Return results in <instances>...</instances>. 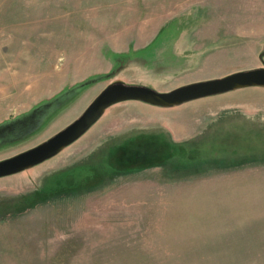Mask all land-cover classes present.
<instances>
[{
  "label": "rangeland",
  "instance_id": "obj_1",
  "mask_svg": "<svg viewBox=\"0 0 264 264\" xmlns=\"http://www.w3.org/2000/svg\"><path fill=\"white\" fill-rule=\"evenodd\" d=\"M0 51L1 160L112 84L264 68V0H0ZM143 102L0 176V264H264V86Z\"/></svg>",
  "mask_w": 264,
  "mask_h": 264
},
{
  "label": "water",
  "instance_id": "obj_2",
  "mask_svg": "<svg viewBox=\"0 0 264 264\" xmlns=\"http://www.w3.org/2000/svg\"><path fill=\"white\" fill-rule=\"evenodd\" d=\"M247 86H264V68L232 72L221 77L183 84L168 91L145 86L112 84L105 88L70 124L27 150L0 160V176L29 168L56 154L78 138L109 105L124 100H140L158 106H174L185 101Z\"/></svg>",
  "mask_w": 264,
  "mask_h": 264
},
{
  "label": "crops",
  "instance_id": "obj_3",
  "mask_svg": "<svg viewBox=\"0 0 264 264\" xmlns=\"http://www.w3.org/2000/svg\"><path fill=\"white\" fill-rule=\"evenodd\" d=\"M1 52V51H0ZM227 92V91H226ZM223 93V92H222ZM219 94V93H218ZM0 96H5V95H0ZM211 96V95H210ZM205 97H207V96H204V97H200V98H205ZM28 98L30 99V101H29V103L31 102V99H32V90H30V92H29V95H28V93H26L23 97H22V102H27L28 101ZM1 99V103L2 104H5V102H6V99H5V97H2V98H0ZM195 99H197V98H195ZM125 101H129V100H124V101H119V102H116V103H114V104H111V105H109L107 108H105V110L103 111V113L101 114V116H103V114H105L106 112H108V110H109V108H111V107H113V109H111L112 111H109V113L110 112H112V113H115V112H117L121 107H119L118 106V104H120L121 102H125ZM144 103V102H143ZM180 105V104H179ZM129 106H131V104H129ZM175 106V105H174ZM177 106V105H176ZM165 107H170V106H165ZM173 107V106H172ZM2 108V107H1ZM100 116V117H101ZM121 135H123V133L122 134H120V135H117L116 137H118V136H121ZM115 138V137H114ZM142 138H144V136H142ZM124 140V139H123ZM145 140V139H144ZM111 142H113V139L111 140ZM139 142H141V140L139 141ZM147 141L145 140V142L144 143H146ZM117 145V141H116V143L114 144V145H112V146H110V149H115L116 150V146ZM114 147V148H113Z\"/></svg>",
  "mask_w": 264,
  "mask_h": 264
}]
</instances>
